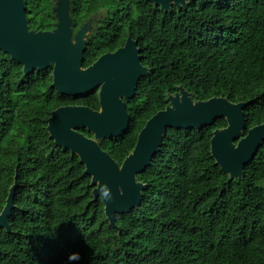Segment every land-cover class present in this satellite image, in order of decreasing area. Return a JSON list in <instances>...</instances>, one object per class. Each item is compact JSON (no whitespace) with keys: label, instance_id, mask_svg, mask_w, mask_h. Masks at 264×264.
<instances>
[{"label":"trees","instance_id":"trees-1","mask_svg":"<svg viewBox=\"0 0 264 264\" xmlns=\"http://www.w3.org/2000/svg\"><path fill=\"white\" fill-rule=\"evenodd\" d=\"M28 31L59 30L68 3L72 39L88 28L83 67L138 41L147 74L126 101L130 122L100 146L122 164L140 131L171 96L225 97L243 108L249 130L264 123V0H23ZM54 64L25 72L0 48V213L14 188L10 230L0 226V264H264V138L239 175L222 169L212 139L229 125L167 127L150 164L136 174L141 203L113 224L93 176L48 129L64 105L100 109L98 89L63 94ZM80 132L93 138L86 127Z\"/></svg>","mask_w":264,"mask_h":264},{"label":"water","instance_id":"water-1","mask_svg":"<svg viewBox=\"0 0 264 264\" xmlns=\"http://www.w3.org/2000/svg\"><path fill=\"white\" fill-rule=\"evenodd\" d=\"M168 8L171 1L185 4L186 0H150ZM68 3L60 9L59 30L28 31L26 7L23 0H0V48L24 64L25 72L54 64L53 86L60 93L83 95L98 89L100 109L86 105H64L55 109L48 119V129L58 145L77 153L93 176L95 198L98 189L107 184L111 199L102 198L109 220L115 224L116 214L129 212L141 203L145 185L137 182L136 174L144 170L159 150L161 137L167 127H200L225 116L229 125L212 139V154L222 169L239 175L244 165L256 154L264 138V123L249 130L237 144L234 140L245 126L243 108L246 103H234L225 97H213L193 102L188 93L171 96V105L155 113L138 136L133 152L119 164L98 141L78 130L86 127L97 138L118 137L128 128L130 115L126 101L135 94L140 78L147 74L141 62L138 41L129 37L126 44L114 52L100 56L84 68L85 41L88 28L72 39ZM75 40V41H74ZM176 98V97H175ZM96 133V135H95ZM14 208V188L0 213V226L10 230L8 218Z\"/></svg>","mask_w":264,"mask_h":264},{"label":"clouds","instance_id":"clouds-1","mask_svg":"<svg viewBox=\"0 0 264 264\" xmlns=\"http://www.w3.org/2000/svg\"><path fill=\"white\" fill-rule=\"evenodd\" d=\"M98 193L101 195L102 198L106 199H111V191L109 186L105 183L103 185H101V187L98 189ZM80 260V255L78 252L74 253V254H69L66 257L65 260V264H69V262L72 261H79Z\"/></svg>","mask_w":264,"mask_h":264},{"label":"rangeland","instance_id":"rangeland-1","mask_svg":"<svg viewBox=\"0 0 264 264\" xmlns=\"http://www.w3.org/2000/svg\"><path fill=\"white\" fill-rule=\"evenodd\" d=\"M74 41H75V40H74ZM175 97H176V98H175ZM175 97H174L173 101H174L175 99H176V100L173 102V105H172V106H174V105H175V102L178 100V99H177V96H175ZM183 98H184V95H183V93L181 92V93H180V99H183ZM95 135H96V133H95ZM93 138H94V140H96V141L99 140V138H97L96 136H94Z\"/></svg>","mask_w":264,"mask_h":264},{"label":"flooded vegetation","instance_id":"flooded-vegetation-1","mask_svg":"<svg viewBox=\"0 0 264 264\" xmlns=\"http://www.w3.org/2000/svg\"><path fill=\"white\" fill-rule=\"evenodd\" d=\"M129 37H131V36H128L127 39H128ZM126 41H127V40H126ZM126 41H125V43H124L123 45L119 46L117 49H119L120 47H123V46L126 44ZM117 49H115L114 51H116ZM114 51L105 52L104 54H106V53H111V52H114ZM102 55H103V54H102ZM102 55H101V56H102ZM99 58H100V57H99ZM99 58H98V59H99ZM98 59H97V60H98ZM98 92H99V91H98Z\"/></svg>","mask_w":264,"mask_h":264}]
</instances>
